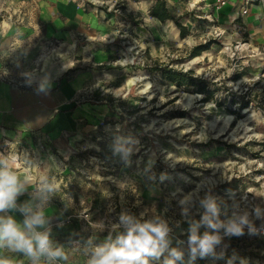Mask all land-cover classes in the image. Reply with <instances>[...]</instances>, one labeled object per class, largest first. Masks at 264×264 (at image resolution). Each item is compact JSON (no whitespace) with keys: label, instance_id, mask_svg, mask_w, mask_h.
Returning a JSON list of instances; mask_svg holds the SVG:
<instances>
[{"label":"rangeland","instance_id":"rangeland-1","mask_svg":"<svg viewBox=\"0 0 264 264\" xmlns=\"http://www.w3.org/2000/svg\"><path fill=\"white\" fill-rule=\"evenodd\" d=\"M164 1L188 34L182 38L173 21L143 42L126 34L114 42L123 85L107 78L94 99L115 100L120 128L110 132L112 148L88 151L71 167L66 185L85 199L82 222L67 224L69 242L51 264H88L97 246L124 233L122 213L167 224L168 243L149 264H264V239L252 232L264 223V46L242 30H222L203 0ZM111 6L124 13L125 6ZM208 44L192 57L195 47ZM85 47L69 53L50 46L51 66L73 62L79 69L91 55ZM23 66L17 72L28 73ZM166 68L192 73L196 85L176 87L163 77ZM206 215L219 227L211 228ZM230 223L241 233H230ZM193 225L201 238L218 237L204 255L192 252Z\"/></svg>","mask_w":264,"mask_h":264},{"label":"crops","instance_id":"crops-1","mask_svg":"<svg viewBox=\"0 0 264 264\" xmlns=\"http://www.w3.org/2000/svg\"><path fill=\"white\" fill-rule=\"evenodd\" d=\"M203 1L208 3L204 11L222 30H242L248 40L264 46V0L249 5L246 0H229L222 8L216 0ZM114 4L125 6L124 13L113 10ZM155 4L156 0H0V77L13 80L0 79V161L7 162L23 184L15 207L0 216H11L23 227L26 218L41 213L45 224L36 230L48 232L53 248L63 249L69 242L70 221L74 226L82 222L85 199L72 184L66 185L71 167L88 151L103 145L112 148L110 132L120 128L108 104L93 102L105 92L99 84L107 78L115 86L123 85L125 69L116 64L121 50L114 42L120 34L143 42L152 34L162 35V27L173 22L151 17ZM83 44L91 55L79 69L73 62L51 66L50 46L73 53ZM24 63L29 72H17ZM20 150L33 158L30 165L17 162ZM26 205L31 211H22ZM0 259L33 264L32 258L8 247L0 248ZM46 261L51 264L42 256L36 264Z\"/></svg>","mask_w":264,"mask_h":264},{"label":"clouds","instance_id":"clouds-1","mask_svg":"<svg viewBox=\"0 0 264 264\" xmlns=\"http://www.w3.org/2000/svg\"><path fill=\"white\" fill-rule=\"evenodd\" d=\"M123 150L127 151V149ZM48 190H52L51 186H48ZM22 191L23 184L17 175L11 171L7 162L0 161V212L15 207L16 197ZM205 203L208 211L215 214V205L211 201ZM22 211L29 212L31 209L26 205ZM204 220L211 228L219 227L218 224L212 223L207 215ZM245 222L241 219V224ZM44 224L45 219L39 212L26 218L23 227L11 216H0V248L8 247L13 251L21 252L32 258L33 264H36L42 256H46L49 260L62 258V250L53 248L48 232L36 230L38 226ZM119 224L125 229L124 233L117 236L112 243L97 246L88 264H149V258L159 257L168 243L169 228L163 221L140 222L134 216L122 213ZM228 231L240 234L242 229L240 225L230 223ZM216 242H218L217 236L205 233L201 238L197 235L196 226H192L190 243L193 245V253L199 249L201 255H204L211 251ZM172 255L179 258L181 254L173 250ZM0 264H10V262L0 259ZM165 264H175V262L169 259L165 261Z\"/></svg>","mask_w":264,"mask_h":264},{"label":"trees","instance_id":"trees-1","mask_svg":"<svg viewBox=\"0 0 264 264\" xmlns=\"http://www.w3.org/2000/svg\"><path fill=\"white\" fill-rule=\"evenodd\" d=\"M150 16L159 19L162 23H165L167 21H174L176 26L179 28L181 32V37L186 38L188 34L187 28L182 24H180L179 21L175 20V18L169 12L166 6V2L164 0H156V4L152 8L150 12ZM208 47L209 44L195 47L191 53L192 57L199 56L201 52L206 50ZM161 72L166 81L174 84L178 88H182V87L189 88L191 86L196 85V80L192 77V73H183L169 68L161 69Z\"/></svg>","mask_w":264,"mask_h":264},{"label":"built area","instance_id":"built-area-1","mask_svg":"<svg viewBox=\"0 0 264 264\" xmlns=\"http://www.w3.org/2000/svg\"><path fill=\"white\" fill-rule=\"evenodd\" d=\"M86 2L87 1H91V0H85ZM97 1V0H95ZM254 0H246V4L249 5L253 2ZM229 0H216V3H217V7L218 8H222L223 6H226L228 4ZM244 14L247 13V10H245L243 12ZM218 36H221L223 35L222 32L219 31V33L217 34ZM246 45V44H245ZM10 76H1L0 79L2 81H8V82H13L12 79H9ZM112 101V102H111ZM93 102L95 103H105V104H108L115 112L116 111H120L118 108H117V105L115 103V100H96V99H93ZM16 160L18 163H24V164H29L33 161V158L30 157V154L23 151V150H20L17 154H16ZM246 228V227H245ZM252 232L257 235L258 237L260 238H263L264 239V224L263 225H260L258 227H255L252 229Z\"/></svg>","mask_w":264,"mask_h":264}]
</instances>
